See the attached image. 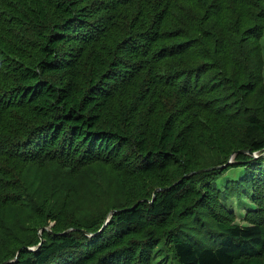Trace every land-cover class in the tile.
<instances>
[{"label": "trees", "instance_id": "16d2710c", "mask_svg": "<svg viewBox=\"0 0 264 264\" xmlns=\"http://www.w3.org/2000/svg\"><path fill=\"white\" fill-rule=\"evenodd\" d=\"M187 1L200 8L184 5ZM225 1L0 0V120L13 104L28 105L40 120L23 124L25 136L5 137L10 134L0 131V198L23 201V195L3 194L15 178L3 160L10 157L23 165L51 159L68 173L101 164L147 180L162 173L174 176L159 180L160 186L151 184V196L109 209L101 229L106 216L103 221V214L90 216L87 225L51 230L32 247L21 244L0 264H163L162 253L170 254L165 259L173 264H264V104L260 111L237 107L262 74L264 18L219 19L218 27L217 11L224 5L240 2L238 11H244L257 2ZM205 32L216 41L227 39L247 63L246 74L236 72L233 80L231 74L225 80L234 89L229 96L237 97L233 111L245 115L234 133L226 130L232 125L228 116L224 123H207L209 109L216 108L200 83L203 72L182 62L197 35ZM230 33L237 35L236 42ZM213 79L208 91L222 85ZM122 92L127 93L124 99L132 97L125 108L115 100ZM159 106L168 114L157 119ZM232 134L237 145L222 146L221 136ZM6 139L18 140L9 148L1 145ZM202 147L217 148L220 156L199 160L207 157ZM236 165L243 166L239 176L220 191L217 180ZM185 189L197 199L173 228L167 216ZM230 192L240 202L237 207H249L241 216L248 223L235 222V210L222 202ZM209 201L213 211L219 209L212 214L211 229L202 218L206 213L193 209ZM143 217L155 219L149 224L164 228L163 234L149 231L137 238ZM185 218L197 235L185 232Z\"/></svg>", "mask_w": 264, "mask_h": 264}, {"label": "rangeland", "instance_id": "374dc122", "mask_svg": "<svg viewBox=\"0 0 264 264\" xmlns=\"http://www.w3.org/2000/svg\"><path fill=\"white\" fill-rule=\"evenodd\" d=\"M256 3L251 2L247 5L244 11L240 10V2L231 3L224 5L221 9L217 11V18L215 19L217 26H220L219 19L224 20L228 18L237 19L245 21V18L256 17L257 19L264 18V0H256ZM223 2H226L223 0ZM184 5H191L193 8L196 7L197 10L200 8L198 2L187 1ZM157 13V16L160 15ZM170 24L169 20L165 26L168 29ZM229 31L226 30V33ZM231 37L233 41L236 42L237 35L233 33ZM250 34V36H252ZM195 39L194 44L189 47L187 54L182 55L183 63L185 66H199L203 72V76L200 79V83L205 86V96L212 101L214 108L219 109H209L211 112L207 113V121L210 123H224L226 116L231 119L232 125L230 129H226L228 133H234L240 124L245 120V115L243 111L247 107H253L256 111H260L262 104H264V66L262 69V74L259 77V83L255 84L253 92L245 96L242 100V96H239V102L237 107H241V113H235L233 110L236 107V95L229 96V93L233 92L232 86L225 82L227 75H232V80L235 77L236 72L245 73L247 70V63L242 59V55L236 54L233 50V45L226 39L223 40H213L209 33H204ZM261 44L263 45V56H264V28L261 33ZM207 49L209 54L195 53L196 51ZM257 47H254L256 50ZM31 53V52H30ZM37 50H32V58L34 61L37 60ZM31 60V59H30ZM29 60V62H30ZM212 60V63H206V61ZM218 77L221 80L222 85L216 86L215 89L208 91L210 85L213 82V78ZM224 78V79H223ZM261 85V87L259 86ZM127 93L122 92L116 95L115 100H117V106L125 108L129 103L127 98L124 97ZM127 100V101H126ZM136 103V101H135ZM28 105L16 107L15 104L10 108L4 110L3 119L0 120V131L2 134H10L17 136L6 135L5 137H19V134L27 135L25 133L24 125L30 122L31 124L40 121L36 119V115L31 114ZM213 108V107H212ZM159 116L157 119L166 116L168 110L159 106ZM174 112V110H172ZM191 112V110L186 111L185 114ZM166 113V114H165ZM213 113V114H212ZM130 115H133L129 112ZM184 114V115H185ZM215 114V115H214ZM135 116V115H134ZM213 116H216L214 118ZM138 117V115H136ZM204 117V118H206ZM18 118L20 122H18ZM29 127V126H28ZM134 126L131 127V130ZM6 131H10L9 133ZM38 135L37 134H31ZM4 136V135H2ZM235 134L228 136H221L220 140L222 146L231 147L236 146L237 140L235 139ZM7 142L1 144L2 146L11 147L10 142H14L18 139H6ZM230 148V149H231ZM203 151L206 153L207 157L198 156L199 160L204 158H213L220 156L219 150L217 148H204ZM233 157H231V160ZM9 163L11 169L15 171V176L11 187H5L3 194L13 193L15 196L23 195V201H12L13 199L7 198L0 201H7L2 203L0 206V258L8 256L11 253L16 252L17 248L21 244H28L30 247L35 245L41 238L45 240V236L52 230L60 232L64 229H70L74 226L87 225L90 216L99 217L103 214L102 221L106 216V213L112 207H120L125 204H131L141 195H152V190L154 187H150L151 184H156L159 180L164 181L170 180L174 176H169L166 173L157 175L158 177L154 179H144L137 176H124L121 169L112 167L110 165H93L74 173H68L64 170L58 169L55 163L50 161H37L31 164L23 165V161L16 159L15 157H10V159H3ZM37 161V162H36ZM264 161V159H263ZM39 162V163H38ZM137 161H135L136 163ZM243 168L242 165H236L227 168L221 176L222 181L217 180L216 187L220 189L223 186H227L231 179L239 176V168ZM124 174V173H123ZM7 176V173L4 175ZM102 182V185L99 183ZM52 185V188L48 186ZM57 185V188H54ZM158 183L157 186H160ZM44 188V189H43ZM158 188V187H157ZM198 188V185H197ZM68 190V191H67ZM203 196L200 188L198 189ZM221 191V190H220ZM190 189H185L180 192V197L177 200V207L167 216L168 224L171 227H175V221L177 217H182L186 213L184 211L186 206L190 203L196 201V196L187 195ZM221 198L226 199L224 202L225 207L229 210L232 208L235 210V222L246 224L248 222L244 221L241 216L244 211L249 208L247 205H240L239 200L235 198V194L232 192L229 195H224ZM204 201V200H203ZM33 207H28L31 204ZM36 203V204H35ZM215 205L213 202H205L203 205L193 207L195 211L206 213L202 218L203 221L210 222L209 228H213L214 222L213 213H218L219 209L213 211ZM251 207V206H250ZM199 213V216H201ZM106 218V217H105ZM157 220V219H156ZM151 221H155L153 218L143 217L139 221L138 232L135 234L137 238H145L147 232L151 231L153 234L161 235L164 232V228H160L157 224H149ZM191 219L185 218V232L188 234H196L197 228L191 226ZM195 232V233H194ZM44 236V237H43ZM166 256L171 257L170 254L162 253L163 264H173L170 260L166 261ZM161 258V256H159Z\"/></svg>", "mask_w": 264, "mask_h": 264}, {"label": "water", "instance_id": "95a60500", "mask_svg": "<svg viewBox=\"0 0 264 264\" xmlns=\"http://www.w3.org/2000/svg\"><path fill=\"white\" fill-rule=\"evenodd\" d=\"M247 151V150H246ZM232 155H233V153L230 155V158L228 159V162L229 161H231V157H232ZM224 166V165H223ZM213 167V166H212ZM216 167H220V166H216ZM203 169H206V168H199V169H197V170H203ZM197 170H195V171H197ZM156 189H159V188H156ZM152 197H154V195L152 196ZM107 220H108V215L106 216V218H105V220H104V222H103V224H102V226L100 227V229L103 227V225H105V223L107 222ZM99 229V230H100ZM84 231V230H83ZM85 233H87V234H91V233H88V232H86V231H84ZM38 244H40V242L38 243ZM7 262H9L8 260H5V261H3L2 263L4 264V263H7Z\"/></svg>", "mask_w": 264, "mask_h": 264}]
</instances>
